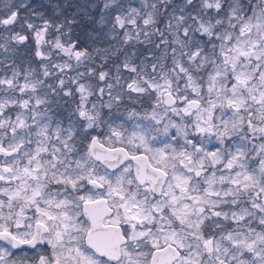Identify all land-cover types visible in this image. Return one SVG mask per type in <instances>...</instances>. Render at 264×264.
<instances>
[{"label": "snow or ice", "instance_id": "1", "mask_svg": "<svg viewBox=\"0 0 264 264\" xmlns=\"http://www.w3.org/2000/svg\"><path fill=\"white\" fill-rule=\"evenodd\" d=\"M51 7L54 14H62L59 4ZM72 7L64 5L65 9ZM21 9L27 11V16L21 15ZM112 11L116 15L106 21ZM100 12L98 23L110 22L113 32L117 28L124 30L122 43L133 38L139 41L142 35L162 50L161 54L150 53L155 62L146 63L148 57H142L139 65L125 55L122 63L115 64L114 74L112 70H102L104 65L100 69L87 67L68 82L61 78L58 85H48L57 96L79 95L70 115L79 117L77 123L82 127L78 129L72 121L67 128L57 124L55 140L50 124L37 119L44 113L35 110L47 100L37 97L30 108L32 96L13 99L8 95L0 99V153L8 158L0 162V181L7 184L0 186V241L16 248L20 244L35 247L38 240H46L52 254L41 255L38 264H264V0H199L198 4L197 0H140L139 6L127 7L117 0H104ZM80 13L89 16L88 10L77 6L71 19L65 16L62 23H56L52 16L45 17L31 4H4L0 7V26L10 34L0 37L4 41L0 49L10 51L13 42L23 44L28 39L11 31L23 21L34 33L36 57L49 60L51 53L42 51V46L50 44L69 59L74 57L80 66L91 59L88 49L77 51V41L63 39L68 35L64 29L70 32V25L76 23ZM35 19L41 23L36 24ZM53 28L59 33L54 42L46 39ZM119 51L120 48L111 47L95 49L105 61L117 57ZM52 67L63 73L72 64H42V75L53 76ZM36 71L25 69V82L20 84L21 71L13 65L11 76L0 77V86H5L0 90L7 94L19 91L22 96L35 93L44 84L41 79H32ZM124 71L132 75L125 77ZM91 78L103 86L97 88L89 82ZM71 85H76L75 92ZM97 92L99 103L91 102L89 108V97ZM153 92L156 105H167L165 114L170 110L181 120L196 117L183 128L174 122L165 125V136L170 127L175 128L172 140L179 143V138L183 143H179V148L165 143L163 149L157 150L161 156L157 164H162V168L154 167L149 174L147 168L152 166L141 163L146 158L137 156L136 148H112L108 155H101L96 151L100 144L96 136L85 143L88 129L102 124H109L111 136L122 140V133L105 119L103 109H112L125 97L131 99L133 93L139 97L151 96ZM105 94L107 100L103 99ZM177 101L183 102L184 107L178 108ZM13 105L21 111L15 119L5 118V110H11ZM25 109L34 113L32 124L27 122ZM226 109L232 111L230 121L223 118ZM217 110L221 111L220 116L215 114ZM128 115L131 118L138 114L133 109ZM144 119L160 123L155 108ZM136 127L138 131L132 133L128 144L139 140V146L151 152L150 139H156L149 136L151 126ZM33 135L37 147L24 151L33 143ZM197 136H215L221 147L208 151ZM229 136L239 139L234 146L224 147L225 137ZM257 139L261 141L258 147ZM252 152L259 158L258 167H252ZM129 157L138 165L134 178L130 162L117 177L116 186L106 169L100 174L101 165L116 168L115 162L123 163ZM167 161H171L170 170ZM221 164L223 169H217ZM224 170L228 174L219 176L222 187L217 189L216 173ZM125 175L127 185H135V189L124 186ZM85 182L93 189L106 186V195L101 191L96 196H75ZM33 208V215L28 216L27 210ZM219 218L231 220L235 227L225 234L223 224L217 222ZM122 225H130L131 232L121 230ZM22 228L26 231L22 232ZM149 243L151 248L143 251ZM0 264L25 262L24 258L13 259L10 248L0 246Z\"/></svg>", "mask_w": 264, "mask_h": 264}, {"label": "trees", "instance_id": "2", "mask_svg": "<svg viewBox=\"0 0 264 264\" xmlns=\"http://www.w3.org/2000/svg\"><path fill=\"white\" fill-rule=\"evenodd\" d=\"M88 2L85 3L83 6L86 10L89 12V16L83 15V13H80L76 18V23L70 25L71 31L68 32V28H65L64 31L68 33L66 37H63L64 40L70 41H77L79 44V47L76 49L77 51L83 50L85 48L88 49L89 53L91 54V59L84 61L82 65L77 66V63L75 61V58L69 59L67 55H65L63 52H60L57 49H53L50 44H46V49H43L46 54L51 53V57L49 60H41V58L36 57L35 52H22L20 51L22 45L16 44L15 42L12 43V50L5 52L4 49H0V77L4 76H11L12 73V66L14 65L18 70L21 71V76L19 77V83L23 84L24 78H23V71L25 69L31 70L35 68L36 74L33 76V80L35 79H41L44 81L43 85H39L37 87V90L35 93L29 92L27 94H24L22 96V99H28L29 96H32V100L30 101V108L35 105V99L37 97L41 99L47 100L46 104L38 105L36 106V112L38 113H44L43 116H39L38 120H44L47 121L50 124L51 128V135L53 137V140H55V129L57 127V124H59L62 128H67L69 125V122L72 121L73 125L76 126L78 129L82 127V124L77 123L79 120V117L73 118L72 114L74 112V108L76 103L79 101V95H75L74 97L71 96H64L63 93H60L59 96L54 95L51 91V89L48 87V85L56 86L58 85L59 79L63 78L66 82L69 81L70 77H75L77 72H85L87 67H95L100 69L102 65L105 67L102 70H112L114 74V66L116 63H122L125 55H130L132 57V60L136 64L141 63L142 57H148V60L145 61L146 63L149 62H155L152 60V56H159L161 54L162 50H158L154 47V44L148 43L145 38L141 35L139 41L135 38H133L129 43L124 44L122 43V39L124 36V30H120L119 28L116 29L115 32H113L112 24L110 22L105 24L98 23V20L100 18L101 12L100 9L103 7L104 0H87ZM28 3L35 7L36 11H41L45 13V17L52 16L56 23H62L64 20V17L67 16L69 19H71V13L76 11L77 2L76 0H0V5L2 3H11V4H20V3ZM176 3H180L181 0H175ZM248 0H245V3H247ZM253 3H255V0H252ZM118 4H123L125 7L128 5L132 6H139L140 0H117ZM199 3V0H197V4ZM51 4H59L61 6V12L62 14H54V10L51 7ZM71 4L74 7L72 8H64V5ZM92 5H96V7H92ZM22 11L27 12L25 9H21ZM71 11V13L69 12ZM116 15L115 11L111 12V17L106 16L105 20L110 21L111 18H113ZM38 22L41 23L39 19ZM34 21L37 23V21ZM142 23V21H141ZM39 24V23H38ZM131 28V26H129ZM5 30L2 26H0V37L6 36ZM59 35V33L56 31L55 28L50 30V34L47 36V40L55 41L56 36ZM133 37H135V33L133 32ZM155 40V38H153ZM31 37L28 33V40L26 43L31 44ZM3 39L0 38V43H3ZM25 43V44H26ZM218 43V42H217ZM120 48L121 51L117 53V57H110L109 60L105 61L101 57H99L95 49H105V48ZM135 53V55H132ZM152 54L150 56L149 54ZM65 61L72 64V68L68 69L65 68L63 70V73H61L60 69L52 67L53 76L50 77H44L42 75L41 65L42 64H49V65H57V64H63ZM170 65V61H169ZM149 71H151V68L149 66ZM123 75L125 77H129L130 73L127 71L123 72ZM204 76L206 78L207 73H204ZM91 83L95 84L96 87L103 86L102 83L97 82L95 78H91ZM113 82L114 81H110ZM130 82V81H129ZM126 87V85H125ZM71 88L73 92H75L76 85H71ZM181 88H183V82H181ZM207 85L205 84V99H207V93H206ZM132 98L129 99L128 97H125L123 101L119 104L113 105L112 109H103V115L107 121L111 124L112 127L117 128L118 131L122 133V140H117L116 137L111 136L109 124H102L98 128H92L88 129L87 136H89L91 133L97 135L105 144L113 146V145H124L126 147L130 148H136L137 150H145L144 147H140L138 142H133L132 145L128 144V137L137 127V125H142L144 127H150L149 136L150 137H156L155 140L150 139L149 146L152 148V155L156 157L155 151L160 149H163L165 146V143H171L177 148L179 147L176 141L172 140V137L176 135V132L168 133L167 136H165L163 128L164 125L162 122L159 124L155 123L153 120H146L144 117L148 114H150L154 108L155 111H162L165 109L163 104L156 105V93H152L151 96L145 94L143 96L137 97L135 93L131 94ZM21 97V96H20ZM70 97V98H68ZM104 100H107V95L103 97ZM90 103L88 104V107H91V102L99 103L98 99V92L97 94L92 95L89 97ZM19 109V108H18ZM135 110L138 114L135 117H129L128 113L131 110ZM20 110V109H19ZM25 109L24 111H26ZM29 111V110H28ZM219 111V110H218ZM31 113V112H30ZM225 114H232L231 110H225ZM12 119H14V115L12 114L10 116ZM30 121V120H29ZM36 129L33 126V133H35ZM247 131V129H245ZM10 135V133H9ZM167 138H170L172 142H168ZM239 137H225V144L224 147L228 146H234ZM33 143L26 147L24 150L28 151L29 148H31L32 145H35V140L37 139L35 135L32 137ZM180 140L179 138H177ZM197 140L203 139L200 136L196 137ZM236 140V141H235ZM86 141L85 143H87ZM261 141L259 139L255 140V144L257 147ZM203 144L206 147L208 151H215L216 148L221 147L219 144L217 138L215 136H211L210 138L203 139ZM77 146L80 147V142L77 140ZM49 147H51L49 145ZM248 147L251 148L252 144L249 143ZM81 150H83L81 148ZM169 155H171L170 149L168 152ZM252 159L255 160V163L252 164V167H258L259 166V158L256 157V153H251ZM26 158L24 159V163H26ZM217 169H223V165H218ZM239 171V169H237ZM212 172V169L208 170V173ZM218 173L220 171H217ZM0 186H7V184L3 181H0ZM55 187V185H54ZM78 197V196H77ZM227 227H223L224 233H226L228 230ZM226 231V232H225ZM216 235H220V231H216ZM13 254V259L19 260L20 258H17ZM25 264H30L28 260H25Z\"/></svg>", "mask_w": 264, "mask_h": 264}, {"label": "rangeland", "instance_id": "3", "mask_svg": "<svg viewBox=\"0 0 264 264\" xmlns=\"http://www.w3.org/2000/svg\"><path fill=\"white\" fill-rule=\"evenodd\" d=\"M76 2H77V5L78 6H80V5H84L85 3H87L88 1L87 0H76ZM4 4H7V3H2V5H0V7H3V5ZM70 13H71V11H69ZM21 15H23V16H27V12H24V11H22V13H21ZM36 20V19H35ZM34 20V21H35ZM37 21V23L36 24H40V22H38V20H36ZM24 25L23 27H21V25ZM11 31L12 32H19L20 34H22V35H26V36H28V33L30 34V37H31V44L30 43H23V44H20V45H22V47H21V49H20V51H22V52H26V53H29V52H35L36 51V44H35V38H34V33H32V32H30V30H28L27 29V26H26V24H24V22L23 21H21L20 23H17L14 27H12L11 28ZM6 36L7 35H9L10 33H8V32H6L5 31V33H4ZM47 38V37H46ZM46 44L44 45V46H42V50L43 49H46ZM21 84V83H20ZM2 87H5V86H0V89H2ZM8 95H11V97L13 98V99H21L22 98V95L19 93V91H16V92H14V93H10V94H7V93H5V92H3L2 90H0V99H4V98H7V96ZM21 96V97H20ZM79 97V96H78ZM68 98H70V97H68ZM177 107L178 108H183L184 107V104H183V102H181V101H177ZM10 108H11V110H5V113H4V116H5V118L6 117H8V116H11L12 114L14 115V119H15V117H16V114H17V112H19V111H21V109L19 110L18 108V106H15V105H13V106H10ZM166 108V107H165ZM24 111V110H23ZM31 112V113H30ZM153 112V111H152ZM152 112L150 113V114H148L149 115V117L151 116V114H152ZM156 112V115H157V120H160V122H162V124L164 125V127H165V125L166 124H169L170 122H174V123H176V124H179L180 126H181V128H183L184 127V125L185 124H191V123H193L194 121H195V119H196V117L195 116H191V117H185V119L184 120H181V118H180V116H177V115H175L174 113H172L170 110L165 114V111L164 110H162V111H155ZM24 113L26 114V116L28 117V120H27V122L29 123V124H32V119H31V117L34 115V113L32 112V111H28V110H26V111H24ZM217 116H220L221 115V111L219 110H217L216 111V113H215ZM231 116H232V114H225L224 115V119L225 120H229L230 121V119H231ZM39 116H37V118H38ZM245 119H247V116L245 115ZM30 120V121H29ZM155 123H157V121L156 120H153ZM216 123H220V121L219 120H217V121H215ZM229 128H231V122L229 123ZM221 130H223V129H221ZM134 131H138V129L136 128ZM133 131V132H134ZM163 131H164V128H163ZM191 131L192 130H190V137H191ZM133 132H131V134L129 135V137H128V139L132 136V133ZM173 133V132H176V129L175 128H169L168 129V133ZM10 135H11V133H10ZM9 135V136H10ZM95 134H93V133H91L89 136H88V142H89V139L92 137V136H94ZM97 136V135H96ZM230 137V136H229ZM237 139H239V138H237ZM167 141L168 142H172L171 141V139L170 138H167ZM236 141V140H235ZM134 142H140L139 140H135ZM179 143H183V140L182 139H180L179 140ZM179 143L177 144L178 146H179ZM140 144V143H139ZM5 146H7V145H5ZM37 147V145L35 144V145H32L31 146V150H35V148ZM151 147V146H150ZM179 148V147H178ZM160 149V148H159ZM25 151V150H24ZM142 152H144V153H146L148 156H149V158H150V160L152 161V162H154L156 165H158L157 164V161H159V160H161V156H160V154H159V152L156 150L155 151V153H156V157H154L153 155H152V152H148V151H146V150H141ZM152 157V158H151ZM45 158L47 159L48 157H47V155L45 154ZM5 159H8V158H6V157H4L3 156V154L2 153H0V162H2V161H4ZM10 162V161H9ZM167 163L169 164V170H170V165H171V162L170 161H167ZM158 166H160V167H163V165L161 164V165H158ZM21 167H23V164L21 165ZM125 168H127V165H125L124 167H123V170H121V172H119V174H122L123 172H124V169ZM100 174L101 175H103L104 174V170L103 169H101V172H100ZM211 174H212V172H209L208 173V175L209 176H211ZM221 174H224V175H227L228 174V172H227V170H224L223 172H217L216 173V176H217V184H216V188L217 189H219V188H221L222 187V185H220L219 184V176L221 175ZM85 183H87V182H85ZM13 186H15V185H13ZM195 193H190V195H194ZM60 199H63L64 197L63 196H61V197H59ZM246 199V198H245ZM42 207H43V205H41ZM217 210H219V209H217ZM224 210L225 211H227L228 209L227 208H224ZM5 211V214L7 213V209H5L4 210ZM34 211H35V209L33 208V209H28L27 210V212H26V214L28 215V216H31V215H33V213H34ZM214 220L215 219H217V218H213ZM217 222H219V223H222L223 224V227H227L228 229L227 230H230V229H232V228H234L235 227V224L231 221V220H229V221H223V219L222 218H219V220H217ZM210 223V222H209ZM254 227H257V230H259V228H258V226L256 225V224H254L253 225ZM176 227L178 228L179 227V223L178 222H176ZM128 230H129V232H131V226L130 225H128ZM158 229L157 228H153V231H157ZM21 231L23 232V231H26V229H21ZM226 232V231H225ZM227 233V232H226ZM225 233V234H226ZM44 242V245H43V247L42 248H38L36 251H35V253L32 255V257L35 259L34 261L36 262V264H38V261H39V257L41 256V255H47V256H49V257H51V254H52V249H51V246L47 243V241L45 240V241H43ZM163 236H161V238H160V243L161 244H163ZM0 246H5V247H7L5 244H3V243H1L0 242ZM149 248H151V243H149L148 244V248H145V249H142L143 251H148V249ZM65 254H67V253H65ZM31 264H32V262H31Z\"/></svg>", "mask_w": 264, "mask_h": 264}, {"label": "flooded vegetation", "instance_id": "4", "mask_svg": "<svg viewBox=\"0 0 264 264\" xmlns=\"http://www.w3.org/2000/svg\"><path fill=\"white\" fill-rule=\"evenodd\" d=\"M109 146H110V145H109ZM122 146H124V145H122ZM124 147H125L127 150L129 149V148L126 147V146H124ZM138 152H142V151H141V150H136L135 154L138 153ZM145 154H146V153H145ZM146 155H147V154H146ZM147 157H148L150 163H151L153 166L158 167V165H156L154 162H152V161L150 160V158H149L148 155H147ZM151 158H152V157H151ZM129 162L131 163V169H130V171H131V175H132V177L134 178L133 170H132V162H131L130 160L125 161L120 167L116 168V169L113 170V171H110V170L106 169V168H105L104 166H102V165H101V169H103V170L106 169L107 172L111 174L110 179L112 180L114 186H116V185H115V181H116L117 177H119V176L121 175V174H119V172H121V170H123V167H124L125 165H127V167H128ZM170 162H171V161H170ZM97 163H98V162H97ZM159 167H160V166H159ZM161 168H162V167H161ZM126 181H127V176L125 175V184H124V186H125V187H131V188L135 189V185H131V186H129V185H127V182H126ZM53 188H55L54 185H53ZM69 190H70V189H69ZM143 190H144V189L141 188V191H143ZM101 191L104 192L105 195H106V193H107V187L105 186L104 189H93V188H92V185L85 183V187H84L83 189H81V190L75 192L74 195H75V196H80V195H84V196H89V195L96 196L97 193H98V192H101ZM80 210H81V212H82V204H81V209H80ZM73 211H75L74 207H73ZM121 230H126V231L129 232V230H128V225H122V226H121ZM3 244H5V243H3ZM5 245L9 248V246H8L7 244H5ZM43 245H44V242H43ZM43 245H42V246L35 247V248H33V249H22V250H20V251H12L11 249H10V250L14 253V256H16L17 258H25V260H28L30 264H31V262H32V264H33V261H34L36 258L34 259V258L32 257V255L35 253V251H36L38 248H42Z\"/></svg>", "mask_w": 264, "mask_h": 264}, {"label": "water", "instance_id": "5", "mask_svg": "<svg viewBox=\"0 0 264 264\" xmlns=\"http://www.w3.org/2000/svg\"><path fill=\"white\" fill-rule=\"evenodd\" d=\"M28 40V39H27ZM26 40V41H27ZM25 41V42H26ZM24 42V43H25ZM164 105V104H163ZM165 107H167V105H164ZM187 117V116H186ZM94 136H96V135H94ZM97 137V136H96ZM98 138V137H97ZM90 140H91V138L89 139V142H90ZM98 140L100 141V144L99 145H97V147H96V151L99 153V154H101V155H108L109 154V149H112V148H124L125 150H127L124 146H122V145H114V146H109V145H106L105 143H103L99 138H98ZM136 155L137 156H143V157H145L146 159L144 160V161H142L141 163H143V164H146V165H151L152 167L151 168H147V172L149 173V174H151L152 173V168H154L155 166H153L151 163H150V161H149V159H148V157H147V155L144 153V152H138V153H136ZM121 159L123 160V157L121 156ZM128 160H130L131 162H132V170H133V175H134V177H135V175H136V168H137V161H135V160H131L130 159V157H129V159ZM125 161H127V160H124V162ZM123 162V163H124ZM98 163H100L99 161H98ZM116 163V168H118V167H120L123 163H119V162H115ZM102 166H104L106 169H108V170H110V171H113V170H115L116 168H109V167H107V165H102ZM82 211H83V204H82ZM84 219H87L86 217H84ZM1 243H5L6 244V242H4V241H0ZM43 245V242H40L39 240L37 241V244H36V246L35 247H38V246H42ZM9 246V248L12 250V251H20V250H22V249H33V248H35V247H33V246H31V245H29V244H20L18 247H16V248H11V246L10 245H8ZM150 259V258H149Z\"/></svg>", "mask_w": 264, "mask_h": 264}]
</instances>
